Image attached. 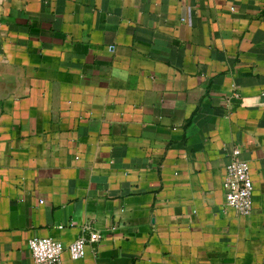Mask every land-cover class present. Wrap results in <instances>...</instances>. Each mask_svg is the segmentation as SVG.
I'll return each mask as SVG.
<instances>
[{
	"label": "crops",
	"instance_id": "crops-1",
	"mask_svg": "<svg viewBox=\"0 0 264 264\" xmlns=\"http://www.w3.org/2000/svg\"><path fill=\"white\" fill-rule=\"evenodd\" d=\"M92 231L62 264H264V0H0V264Z\"/></svg>",
	"mask_w": 264,
	"mask_h": 264
},
{
	"label": "built area",
	"instance_id": "built-area-1",
	"mask_svg": "<svg viewBox=\"0 0 264 264\" xmlns=\"http://www.w3.org/2000/svg\"><path fill=\"white\" fill-rule=\"evenodd\" d=\"M241 150L240 146H234L232 150V157L225 167L223 189L226 205L248 214L253 206L254 183L249 162L241 157ZM100 237L98 231H92L89 237L80 235L66 244L54 236L37 234L29 238L28 243L34 264H62L65 248L72 259H79L86 255L89 241Z\"/></svg>",
	"mask_w": 264,
	"mask_h": 264
}]
</instances>
